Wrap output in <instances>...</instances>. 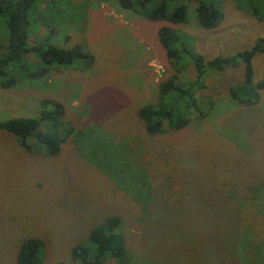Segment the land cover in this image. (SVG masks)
Returning a JSON list of instances; mask_svg holds the SVG:
<instances>
[{
    "label": "rangeland",
    "instance_id": "1",
    "mask_svg": "<svg viewBox=\"0 0 264 264\" xmlns=\"http://www.w3.org/2000/svg\"><path fill=\"white\" fill-rule=\"evenodd\" d=\"M222 14L206 30L189 6L186 23L174 27L206 60L264 37V20L235 0H222ZM29 20L32 41L54 32L51 44L78 45L93 60L85 70L76 62L0 88V121L38 118L40 103L55 101L64 107L59 133L66 136L49 156L32 140L28 151L0 131V264H16L27 237L43 241L44 264H79L72 247L112 215L123 222L128 264H264L263 210L256 206L264 203V89L252 106L231 97L242 66L208 72L187 127L165 124L151 136L137 112L174 73L157 37L165 23L116 0H39ZM178 62L182 81L194 80L188 59ZM252 63L254 82L264 81V54ZM226 192L242 197L232 203ZM248 200L255 210L244 206Z\"/></svg>",
    "mask_w": 264,
    "mask_h": 264
},
{
    "label": "trees",
    "instance_id": "2",
    "mask_svg": "<svg viewBox=\"0 0 264 264\" xmlns=\"http://www.w3.org/2000/svg\"><path fill=\"white\" fill-rule=\"evenodd\" d=\"M39 0H0V88L11 89L24 77L32 79L45 76L54 67H69L76 62H85L87 69L93 60L90 53L83 52L78 45L71 49L50 43V37H30L29 13ZM121 9L131 11L151 22L165 23L157 30L159 43L163 47L174 73L158 85L156 101L142 106L138 117L144 123L147 134L156 136L164 132L165 124L174 130H181L189 124L193 111H199L195 92L205 88L204 77L208 72H223L228 68H243L241 84L229 88L231 97L242 105H255L264 89V81L254 82L253 58L264 54V37L257 38L249 48L231 56H216L206 60L196 53L175 30L176 25L184 24L189 6H194L196 20L206 30L216 28L222 20V0H116ZM238 7L250 12L259 20H264V0H235ZM1 29V28H0ZM33 59H29V57ZM185 56L193 65L196 76L189 82L182 81L178 68L179 58ZM81 67V68H80ZM79 69H82V65ZM38 118H9L0 121V131L14 134L20 144L31 151L29 140L44 154L57 155L66 136H61L59 126L65 111L61 103L42 101ZM70 132V130H69ZM235 192L221 196L234 203L241 196ZM251 200L243 201L248 207ZM251 209L255 210L253 203ZM263 213L257 215L264 222V203L256 205ZM122 219L112 215L91 229L87 241L76 244L71 249V257L79 264H128L124 235L119 232ZM44 243L36 237H27L16 253V264H44ZM64 264V263H59Z\"/></svg>",
    "mask_w": 264,
    "mask_h": 264
}]
</instances>
